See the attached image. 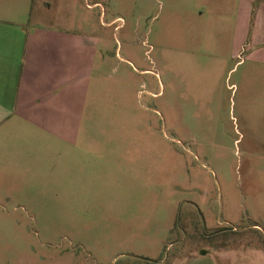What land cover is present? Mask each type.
Instances as JSON below:
<instances>
[{"label": "rangeland", "instance_id": "rangeland-1", "mask_svg": "<svg viewBox=\"0 0 264 264\" xmlns=\"http://www.w3.org/2000/svg\"><path fill=\"white\" fill-rule=\"evenodd\" d=\"M209 4L0 0L76 35L81 97L61 150L0 181V264H264V63Z\"/></svg>", "mask_w": 264, "mask_h": 264}, {"label": "crops", "instance_id": "crops-1", "mask_svg": "<svg viewBox=\"0 0 264 264\" xmlns=\"http://www.w3.org/2000/svg\"><path fill=\"white\" fill-rule=\"evenodd\" d=\"M209 5L210 20L218 14L220 22H234L235 43L252 59L264 63V0H210ZM42 6L44 11L38 12L40 15L52 7L47 2ZM24 7L25 4L21 6ZM11 11L4 10V13ZM22 19L21 15L20 20L0 15L2 182L27 181L23 177L28 176L29 169L33 174L36 150H61L60 140L65 134L67 119H75L72 113L81 101L76 94L68 96L65 92L68 56L76 63V35L54 27H25ZM76 87L74 83V92ZM48 156L46 167L49 169ZM53 164L60 172V161Z\"/></svg>", "mask_w": 264, "mask_h": 264}]
</instances>
